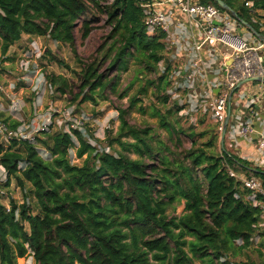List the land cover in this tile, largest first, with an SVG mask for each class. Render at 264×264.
I'll return each mask as SVG.
<instances>
[{
    "label": "trees",
    "instance_id": "trees-1",
    "mask_svg": "<svg viewBox=\"0 0 264 264\" xmlns=\"http://www.w3.org/2000/svg\"><path fill=\"white\" fill-rule=\"evenodd\" d=\"M88 1L106 14L111 42L100 56L90 55L86 62L77 57L82 64L81 101L96 102L95 95L102 96L108 87L116 91V75L108 78L100 71L108 56L105 70L119 69L127 57H134L139 63L135 75L139 88L127 107L117 108L118 129L115 134L109 131L105 142L113 150L117 143L121 150L138 157L99 149L77 128L44 129L33 140L3 139L9 140L7 147L0 143L6 184L12 177L27 193L20 203L12 198L8 207L0 200V264H17L29 254L36 264H253L234 258L253 244L255 233L263 235L256 227L261 209L247 199L249 190L229 170L257 177L264 188V167L228 151L224 141L219 144L217 132L198 144L195 137L204 133L190 130V146L178 149L151 134L149 127L130 124L126 114L149 87L162 104L168 102L171 79L165 34L161 30L148 33L142 5L146 1ZM88 1L0 0L1 54L23 34L72 43L75 21L89 10ZM199 1L226 11L215 0ZM223 1L238 20L264 37V0H253L252 9L244 6V0H236L239 4ZM256 10L262 13L254 19ZM88 34L89 25L84 22L81 38ZM47 53L51 61L69 68ZM46 79L60 93L70 87L61 74H46ZM126 91L125 87L118 97ZM176 106L179 113L182 107ZM140 111L144 112L143 105ZM168 112L170 109L162 114L154 109L153 114L159 116V125L168 131L170 140L174 136L182 145L181 130L167 119ZM19 124L10 120L9 128L15 130ZM37 144L44 146L47 158ZM73 147L78 158L84 156L82 164L70 162ZM28 196L33 197L36 212H32ZM174 201L182 202L183 212L166 214V207Z\"/></svg>",
    "mask_w": 264,
    "mask_h": 264
},
{
    "label": "rangeland",
    "instance_id": "rangeland-1",
    "mask_svg": "<svg viewBox=\"0 0 264 264\" xmlns=\"http://www.w3.org/2000/svg\"><path fill=\"white\" fill-rule=\"evenodd\" d=\"M88 1V0H86ZM110 1V0H108ZM102 2V1H101ZM100 2V3H101ZM104 2H102L103 4ZM236 4H239L235 0ZM89 10L80 16L75 21L73 28L74 39L72 43L57 42L48 36H38L23 34L22 37L13 43L5 54L0 51V83L3 89L0 90L2 97V108L0 110V117L2 119L8 118L10 120L19 121V125H28L26 131L28 134L34 135L37 129L40 132V127L48 123L47 129L50 132L59 130L69 131L71 128L80 127L85 133L88 141L96 144L99 149L107 147L105 139L110 133L115 134L118 129L119 119L117 108H125L129 104V98L136 93L139 88L140 80L135 78L139 63L137 60L129 56L126 58L125 65L121 68L113 66L109 70L106 69V64L110 60L108 56L100 68V71L106 72L108 78L116 75L117 85L116 91H110V88L105 89L102 96H96V102L81 101L82 94L80 92V75L79 71L82 64L77 60L86 62L88 56L98 55L111 42L108 37L110 26L105 23L106 14L100 11L92 2L88 1ZM257 13H262L256 10L253 17L257 19ZM263 21L262 19H259ZM87 22L89 25V34L85 39L81 38L83 30V23ZM106 41V42H105ZM55 55L57 58L63 60L68 66L58 64L50 60L49 53ZM26 64L24 69L23 64ZM34 69V71H31ZM46 74H61L68 79L69 88L66 92L60 93L56 87L48 85ZM130 81H133L131 86ZM126 87V94L121 98L118 94ZM128 87V88H127ZM169 86V99L166 104H162L156 95L153 94V87H149L145 95L140 96L141 101L137 102L129 112L126 114V119L130 124H134L140 128L149 127L150 133H156L160 139L166 141L170 147L180 148L190 146V138L187 133L192 130L195 134L204 133L203 136L197 135L195 138L199 144L206 141L212 135L218 134V141L221 145V136L218 132L217 124L212 121V117L207 114L197 115L198 119H192L188 113L185 112L186 104H182L180 97L183 94L181 89L175 87L174 91ZM180 90V91H179ZM79 94L75 99L73 96ZM180 99V100H179ZM235 99V97L233 98ZM11 101L16 103V109L8 112L7 108ZM141 105L144 106V112L140 111ZM183 107V112H176L175 108ZM14 109V107H13ZM154 109H159L160 113L168 112V118L177 129L181 130L179 139L181 144H177L175 137L169 138L168 131L159 125V116L154 115ZM184 113V114H183ZM183 114V116H182ZM12 115L15 118H12ZM185 115V116H184ZM196 116V114H195ZM75 122H72L73 119ZM18 119V120H17ZM202 119V121H200ZM76 123V124H75ZM42 131V130H41ZM37 136V135H36ZM156 136L153 143L156 144ZM129 140V138H127ZM222 145L225 148L255 164L252 157L254 155V146L250 142H238L223 139ZM5 147L8 146V141H0ZM40 154L43 158H47L48 154L42 144H37ZM109 147V146H108ZM116 152L121 150L117 143H114ZM109 152L115 153V150L109 147ZM76 147L70 148L69 158L70 162L74 164H82V158H78L75 154ZM132 158H137L138 155L131 152L121 150ZM5 169L0 165V200L5 206H9L10 200L13 198L17 203L24 199L26 190H22L16 183L15 179L10 177L8 184ZM29 184L26 183V189ZM29 205L32 212H36L33 203V197L28 196ZM183 212V204L180 201H174L166 207L165 213L168 215H179ZM26 229L27 225L25 224ZM264 243L263 238H257L253 244L248 246L239 255L235 261L251 262L253 264H264ZM30 261V262H29ZM24 262V263H23ZM199 263V260H195ZM18 264H36L31 254L27 255L24 260L20 259Z\"/></svg>",
    "mask_w": 264,
    "mask_h": 264
},
{
    "label": "built area",
    "instance_id": "built-area-1",
    "mask_svg": "<svg viewBox=\"0 0 264 264\" xmlns=\"http://www.w3.org/2000/svg\"><path fill=\"white\" fill-rule=\"evenodd\" d=\"M142 5L148 33L161 30L165 34L170 87L173 91L175 87L181 89L183 94L179 100L186 104L185 112L192 119H198V114L209 115L221 136L229 104L223 139L237 144L240 140L252 143L256 154L252 158L257 166L264 167V37L246 30L237 17L212 3L147 0ZM244 6L252 9L253 0H244ZM160 66L164 70L163 62ZM11 104L15 110L16 103L11 101ZM183 111L182 107L180 112ZM75 121L74 118L72 122ZM44 124L40 131L49 127L48 123ZM27 128L28 125H19L15 130L10 129L9 122L0 117V141L11 136L33 140L34 135L28 134ZM108 149V146L104 148L107 152ZM229 173L249 190L247 199L252 205L260 207L256 227L263 235L257 233L253 240H264L261 181L232 170Z\"/></svg>",
    "mask_w": 264,
    "mask_h": 264
},
{
    "label": "water",
    "instance_id": "water-1",
    "mask_svg": "<svg viewBox=\"0 0 264 264\" xmlns=\"http://www.w3.org/2000/svg\"><path fill=\"white\" fill-rule=\"evenodd\" d=\"M141 1H147V0H141ZM215 1H217V3L220 5V6H222L223 8H225L226 10H228L233 16H235V17H237V14H236V12L235 11H233V10H230L229 8H228V6L224 3V1L223 0H215ZM240 22H242V23H244L245 25H247L256 35H260V33H258L257 31H255L252 27H250L249 25H248V23L247 22H245V21H243V20H240ZM261 36V35H260ZM263 38V37H262ZM230 62V61H229ZM254 80H256V81H259L260 79L259 78H255ZM229 113H230V107H229V104H228V112H227V117H226V121H225V123H224V125H223V128H222V133H221V143H223V136H224V132H225V129H226V125H227V122H228V118H229Z\"/></svg>",
    "mask_w": 264,
    "mask_h": 264
},
{
    "label": "crops",
    "instance_id": "crops-1",
    "mask_svg": "<svg viewBox=\"0 0 264 264\" xmlns=\"http://www.w3.org/2000/svg\"><path fill=\"white\" fill-rule=\"evenodd\" d=\"M243 26L245 27V29L246 30H248V31H251V32H253L247 25H245L244 23H243ZM261 30V29H260ZM254 33V32H253ZM259 33V32H258ZM255 34V33H254ZM256 35V34H255ZM261 35V34H260ZM259 35V36H260ZM258 36V35H257ZM261 37H263L262 35H261ZM26 65V64H25ZM27 66V65H26ZM28 67V66H27ZM27 67L26 68H24V69H27ZM31 71H34V69H32ZM0 82H2V81H0ZM3 89V85H2V83H0V90H2ZM1 99H2V97H1V95H0V110L2 109L3 110V108H2V102H1ZM9 108H7V110H8V112H11L13 109L11 108V106L9 105L8 106ZM12 118H15L13 115H12ZM18 120V119H17ZM241 141V140H240ZM241 142H243V141H241ZM253 155H254V157H256V154H255V152L254 153H252ZM255 234H257V233H255ZM254 234V235H255ZM33 257V256H32ZM24 260V259H23ZM30 262V261H29ZM18 263H19V260H18ZM17 263V264H18ZM24 263V262H23Z\"/></svg>",
    "mask_w": 264,
    "mask_h": 264
}]
</instances>
